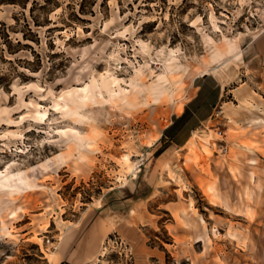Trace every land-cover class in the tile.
I'll list each match as a JSON object with an SVG mask.
<instances>
[{
    "label": "rangeland",
    "instance_id": "obj_1",
    "mask_svg": "<svg viewBox=\"0 0 264 264\" xmlns=\"http://www.w3.org/2000/svg\"><path fill=\"white\" fill-rule=\"evenodd\" d=\"M0 264H264V0H0Z\"/></svg>",
    "mask_w": 264,
    "mask_h": 264
},
{
    "label": "built area",
    "instance_id": "obj_2",
    "mask_svg": "<svg viewBox=\"0 0 264 264\" xmlns=\"http://www.w3.org/2000/svg\"><path fill=\"white\" fill-rule=\"evenodd\" d=\"M217 134L220 136V137H222V131H219V132H217ZM227 145H222V152L223 153H227Z\"/></svg>",
    "mask_w": 264,
    "mask_h": 264
}]
</instances>
